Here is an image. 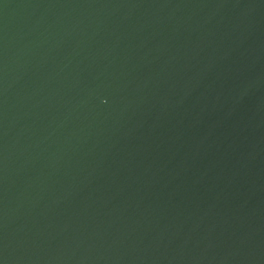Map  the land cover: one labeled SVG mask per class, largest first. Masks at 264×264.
<instances>
[{"label":"water","instance_id":"obj_1","mask_svg":"<svg viewBox=\"0 0 264 264\" xmlns=\"http://www.w3.org/2000/svg\"><path fill=\"white\" fill-rule=\"evenodd\" d=\"M0 264H264V0H0Z\"/></svg>","mask_w":264,"mask_h":264}]
</instances>
